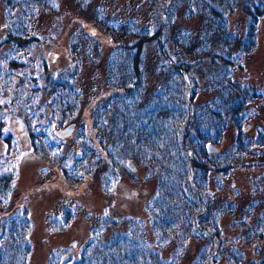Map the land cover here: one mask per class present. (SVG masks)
Segmentation results:
<instances>
[{
    "label": "rangeland",
    "instance_id": "1",
    "mask_svg": "<svg viewBox=\"0 0 264 264\" xmlns=\"http://www.w3.org/2000/svg\"><path fill=\"white\" fill-rule=\"evenodd\" d=\"M12 2L0 0V41H4V44L0 43V83L4 77L16 75L6 73L9 69L7 63L11 58L20 56L19 64L18 60L15 63L23 68V73H19L23 81L32 78L38 81L37 112H47L45 105L51 95L48 86L65 80H69L77 94L80 112L74 123V133L69 138L60 140L53 134L64 127L54 126L42 133L41 147L46 148L49 154L41 156L35 152L26 122L19 112L12 113L5 105L0 108V129L3 130L0 163L7 166L14 161L16 165L12 192L6 202L0 203V224L10 217L18 219L24 212L28 214L29 252L26 264L72 263L83 250H92L99 244H110L114 239L121 240L125 236L127 239L143 237L151 242L153 248L154 241L148 232L147 209L155 199L157 180L134 160L129 162L134 172L127 163L113 167L92 129L91 111L95 105L103 106L112 98L119 103L127 101L131 104L138 97L140 102L137 104L143 107L156 91L163 90V85H167L171 78L179 81V76L159 51V41H147L140 51L143 72L141 91L122 92L118 97L106 84V65L111 59L116 60L117 65L130 59L129 48L135 49L134 54L138 57L139 45L135 40L125 38L126 31H110L102 22L127 23L132 20L138 26L147 27L150 34L159 31L162 38L171 36L172 30L185 31L192 36V49L199 50L203 30L198 18L189 19L185 5L180 6L177 1L170 0H57L55 13H39L36 16L35 27L32 28L35 40L23 42V47L18 49L6 45L8 38L5 40L3 37L6 23L14 17ZM255 2L257 0H241L240 6L226 16L230 31L239 41L244 38L246 23L254 13ZM173 8L176 15L171 23L167 12L171 13ZM257 20L255 48L237 58L236 50L242 47V43L236 45L232 49L236 58L234 64L225 72H222L224 61L217 55L210 56V52L217 50L215 45L210 47L204 58L195 62L186 55L181 59L178 57L176 61L183 64L181 73L186 89L182 111L173 115L158 111L152 116L160 124L174 121L180 125V135H185L187 142L190 135L185 123L189 120L191 109L204 110V106L212 104L216 96L215 79L224 76L229 81L232 96L250 94L245 98L246 113L242 124V129L250 126L247 131L242 130L243 140L246 144L250 141L249 153L243 159L234 161L225 175L211 170L208 182L203 185L204 193L200 194L202 200L211 205V211L226 203L231 204V209L222 206L224 214L217 217L218 233H200L202 239L200 235L195 239L190 237L179 248L176 242L161 244V255L169 258L177 254L181 264L191 263L200 251L205 255L213 252L210 259L204 257L209 260L208 264H237L232 254H242L240 263L247 264L250 260L256 261L263 250L264 17ZM165 22L169 25H164ZM172 49L168 48L167 54L173 57L175 53ZM189 81H192L193 87ZM111 117L109 112L106 118ZM37 124L43 129L45 117L41 121L37 119ZM104 127L108 130L107 124ZM238 138V131L230 125L223 139L216 144V154L230 150ZM185 152L188 154L187 150ZM188 159L191 157L188 156ZM74 163L77 167L71 169L72 175L69 168ZM187 164H184L185 168ZM86 166L91 168L81 177ZM69 176H73L75 181L69 180ZM188 181L191 187L192 179ZM191 190L183 192V198L196 202L198 192L193 188ZM204 213L209 214L207 211ZM259 232L263 233V238L259 237Z\"/></svg>",
    "mask_w": 264,
    "mask_h": 264
},
{
    "label": "trees",
    "instance_id": "2",
    "mask_svg": "<svg viewBox=\"0 0 264 264\" xmlns=\"http://www.w3.org/2000/svg\"><path fill=\"white\" fill-rule=\"evenodd\" d=\"M56 1L13 0L14 17L6 23L7 30L3 36L5 40L8 38L6 45L21 49L24 43L33 42L35 39L32 38V28L35 27L36 16L39 13H55L57 10ZM170 1H177L180 6L185 5L184 9H186L189 19L198 18L203 30L201 48L199 50L192 49L194 43L192 36L185 31L172 30L171 36L162 38L159 31L150 34L147 27L138 26L132 20L127 23L117 21L107 23L106 20H103L102 24H105L110 31L124 30L127 32L124 33V35L127 34L125 38L135 40L139 45L137 48L138 57L134 54L135 49L129 48L127 53L130 54V59L122 60L120 65H117L116 60L108 61L105 80L110 90L115 91L118 97L122 92L139 90L142 87L141 75L143 76L140 67L141 46L147 41L149 43L156 40L160 43L159 51L169 61L170 68L177 72L179 81L171 78L167 85H163V90L156 91L150 102L143 107L137 104L140 102L138 97H135L131 104L127 101L124 104L122 101L119 103L111 97L112 100L105 102V105L99 107L95 105L91 111L92 129L113 167L125 166V163L128 164L130 160H134L140 168L149 173L148 175H152L157 180L158 189L155 199L147 209L148 232L154 241V247L152 248L151 242L144 240L143 237L136 236L137 239H127L125 236L121 240L114 239L110 244H99L92 250L89 248L83 250L79 258L72 263L62 261V263L57 262L56 264H181V259L177 254L169 258L163 257L159 251L161 244L176 242L179 244V248L183 247L190 237L195 239L200 235L202 239L200 233L206 235H211L213 231L218 233V215L223 216L224 212H221L223 207L231 209V204L226 203L211 211V205L202 200L200 194L204 193L203 185L208 182L211 170H214L218 175H225L234 161L243 159L249 153L250 141L246 144L242 138L244 129H242V124L246 113L245 98L250 94L232 96L229 81L224 76L215 79L216 96L212 104L208 103L207 106H204L205 113L202 109L196 110L194 107L191 109L189 120L185 123V128L190 135L187 142H185L187 137L180 135V125L174 121H168L167 125L160 124L155 118L152 119V116L158 111H166L171 115L179 114L182 111V106L185 103L184 90L186 89L183 85L185 78L181 73L183 64L176 61L178 57L181 59L183 55H186L195 62L204 58L210 52V47L215 45L217 50L214 53L210 52V56L217 55L224 61L222 72H225L234 64L236 58L232 49L236 45L242 43V47L236 50L237 58L255 48L257 19L264 17V0L255 2L254 13L248 17L246 33L241 41L230 31L226 17L240 6L241 0ZM175 15V8L171 13L167 12L168 21L172 23ZM99 17L101 18V16ZM166 23L164 25L168 26L169 22ZM104 29L107 31L106 28ZM0 43L4 44V41L1 40ZM170 47L175 53L173 57L167 54ZM21 59L20 56L11 58L7 63L9 69L6 73H15L16 75L6 76L0 83V108L5 105V108L12 113L19 112L26 122L35 152L45 156L49 153L46 148L41 147L42 133L50 131L54 126L66 127L75 123L80 112L77 94L69 84V80L53 83L48 86L51 95L45 105L47 112H37L35 107L39 105V100L36 94L40 91L38 81L35 78L23 81L24 79L19 74L23 73V68L17 66ZM123 64L127 67L124 68ZM8 78L10 79L8 80ZM189 83L193 87L192 81ZM109 112L113 117L107 120L106 116ZM43 117H45V127L40 129L37 119L41 121ZM105 124H107L108 130L104 127ZM230 125L238 131L239 135L232 148L222 154L209 153L208 144L212 143L216 147ZM2 131L0 129V137L3 134ZM188 156L191 157L190 160ZM185 163H188L186 168ZM15 166L14 161L7 166L0 163V203L6 202L12 192L13 180L16 176ZM76 167V163L70 166V174L73 175L71 169ZM89 168L91 167L84 168L81 177L89 172ZM67 172L69 175V171ZM68 179L74 180L73 176H69ZM189 179H192L191 187L198 192L196 202H190L183 198V194H185L183 192L192 191ZM205 210L209 214H205ZM17 218L10 217L0 224V264H26L29 252L27 236L30 220L26 212ZM259 237L263 238V233L259 232ZM212 253L205 255L200 251L189 264H208L209 260L204 257L210 259ZM228 255L231 256V254ZM258 255L259 258L256 261L250 260L247 264H264V246ZM239 257H242V254L239 256L232 254V258L237 264H243L240 263L243 258Z\"/></svg>",
    "mask_w": 264,
    "mask_h": 264
},
{
    "label": "water",
    "instance_id": "3",
    "mask_svg": "<svg viewBox=\"0 0 264 264\" xmlns=\"http://www.w3.org/2000/svg\"><path fill=\"white\" fill-rule=\"evenodd\" d=\"M249 128H250V126L245 127L243 130L247 131ZM74 130H75V125L74 124H70V125H68V126H66L64 128L55 130L54 131V136L57 139L65 140V139L69 138L74 133ZM207 150H208L209 153H212V154L216 153L218 151L214 146H212L210 144H208ZM128 166H129V168H131V170L133 172L135 171L134 169H132V167H130L132 165H129V163H128Z\"/></svg>",
    "mask_w": 264,
    "mask_h": 264
}]
</instances>
